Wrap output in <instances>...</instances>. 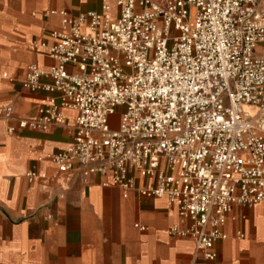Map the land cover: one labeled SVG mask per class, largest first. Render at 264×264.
I'll use <instances>...</instances> for the list:
<instances>
[{
  "label": "built area",
  "instance_id": "obj_1",
  "mask_svg": "<svg viewBox=\"0 0 264 264\" xmlns=\"http://www.w3.org/2000/svg\"><path fill=\"white\" fill-rule=\"evenodd\" d=\"M161 1L117 0L115 16L108 4L52 11L55 64H31L23 80L46 103L19 126L46 130L62 109L77 111L59 170L109 174L126 196L166 199L191 221L181 234L215 260L233 206L264 202V0Z\"/></svg>",
  "mask_w": 264,
  "mask_h": 264
},
{
  "label": "crops",
  "instance_id": "obj_2",
  "mask_svg": "<svg viewBox=\"0 0 264 264\" xmlns=\"http://www.w3.org/2000/svg\"><path fill=\"white\" fill-rule=\"evenodd\" d=\"M116 2L0 0V76L7 74L0 107L13 108L11 119L0 117V264H264V202L233 206L217 258L207 260L195 239L181 234L191 221L166 199L137 189L126 196L109 174L84 180L79 168L59 170L54 157L73 143L77 111L62 109L64 121L46 130L19 126L37 119L46 103L48 93L23 80L31 64L43 71L55 64L49 48L61 16L52 11L78 15L108 4L115 16ZM132 175L137 186L148 183Z\"/></svg>",
  "mask_w": 264,
  "mask_h": 264
}]
</instances>
